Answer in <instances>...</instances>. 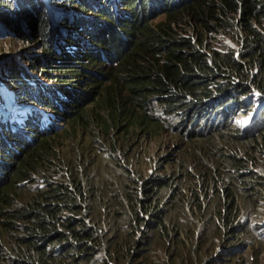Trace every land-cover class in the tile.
I'll return each instance as SVG.
<instances>
[{
  "label": "trees",
  "instance_id": "16d2710c",
  "mask_svg": "<svg viewBox=\"0 0 264 264\" xmlns=\"http://www.w3.org/2000/svg\"><path fill=\"white\" fill-rule=\"evenodd\" d=\"M77 2L80 11L86 12L87 7L90 8L83 1ZM118 3L131 9L130 12L120 11ZM0 6V13L3 12L0 20L12 31L17 30L16 16L24 12L35 15V18L27 16L22 20V28L26 32L31 31L32 36L42 34L44 38L40 44L50 57L61 52L70 54L68 59L75 60V64L82 59L114 62L102 74L105 78L95 103L70 118V125L88 132V141L98 153L101 151L100 139L110 138L114 143L112 134L124 121H129L130 126L145 129L157 126L158 116L149 113L153 100L158 103L161 114L183 112L187 121L195 122L213 94L229 89L245 94V77L249 79L255 68L260 67L264 72V0H111L109 11H100L99 14L108 23L102 22L100 26L94 22L85 24L87 18L79 16L78 26L75 21L67 22L65 19L68 26L85 29L87 34H91V43L97 48L95 52L88 49L80 52L76 48L69 51L60 44L57 41L58 25L52 24L51 28L43 0H0ZM161 13H164V19L153 22L154 15ZM238 14L242 18L232 23V18ZM74 16L72 14L69 18ZM147 16H153L152 20L148 21ZM114 20H122L123 23L116 26ZM48 32L53 37L52 41L48 40ZM220 32L234 34V39L239 42L238 50L225 46L211 48L206 44V35ZM242 33L246 35L243 38ZM10 38L23 44L30 43L27 38ZM78 41L86 48L91 47L89 40L82 38ZM71 42L76 43L77 40L72 36L65 38L66 45ZM68 59L60 61V64L67 63ZM38 61L30 60L29 67L36 68ZM39 67L42 71L47 69L46 65ZM77 67L70 71H78ZM8 69V80L18 88V95L30 100V104L34 99L42 106L56 109L43 100L53 96L57 104L63 105L71 101L73 94L76 95L75 90L68 87L43 83L41 87L30 86L27 79L31 80V75L21 64ZM56 70H61V67L51 68L49 74ZM19 71L24 73V78ZM62 72L69 71L64 69ZM49 78L68 82L59 75ZM91 82L94 89L100 81L86 76L85 83ZM256 85L264 92L260 82ZM32 93L34 95L30 96ZM223 103L221 100L214 104L212 111L215 112ZM32 106L23 107L27 112V128L33 122L31 116L42 115L43 112ZM8 121L9 118L0 123V132L5 131V137L13 140L6 130L10 127ZM177 126L190 135L194 133L193 129H185L180 123ZM195 134L203 141L186 145L194 164L185 172L200 179L193 184L190 196L176 200L175 216H167L168 210L164 205L176 196L183 173L177 176L156 174L141 185H124L121 198L114 193L105 198L101 195L102 187L92 183L90 176H80L78 167L89 164L91 156L80 152L70 135L66 137L71 140L67 144L70 152L67 162L61 161L57 153L58 145L54 142L58 135L46 133L36 136L30 145H16V150H7L8 154L4 152L6 145L2 142L0 263L153 264L149 251L158 244L168 252L169 264H176V259L181 264H197L198 257L191 255V249L197 246L201 250L213 236L222 244L225 239L231 241L224 244L234 245L240 250L245 248V243L252 244L248 239L251 236L249 232L256 236L258 230V223L253 220L264 218V210L260 208L264 204V166L258 159V156L264 157V127L245 136L235 128L227 129L225 133L213 128L206 133ZM30 136L34 134L30 133ZM212 136L217 137L222 145L206 140ZM121 168L126 171V181L130 180L128 169ZM27 181L36 183V186L26 190L25 204L13 205L11 193L16 195L18 186ZM194 209L201 221V229L195 234L189 215L195 214ZM237 218L240 219L236 221ZM19 220L27 223L23 231L29 237L15 233L20 230L15 224ZM57 225L62 226L61 231H56ZM35 234L43 237L44 244L56 243L44 250L36 241L38 236L34 240ZM181 234H185L188 243L180 238ZM4 243L11 245L12 255L2 253L6 250ZM230 261L226 259L224 264Z\"/></svg>",
  "mask_w": 264,
  "mask_h": 264
},
{
  "label": "rangeland",
  "instance_id": "374dc122",
  "mask_svg": "<svg viewBox=\"0 0 264 264\" xmlns=\"http://www.w3.org/2000/svg\"><path fill=\"white\" fill-rule=\"evenodd\" d=\"M51 1V4H54V1ZM98 1L101 2V0ZM44 2L46 3V0H44ZM47 2L49 3V1ZM64 2L66 8L77 9V7L79 6V3L77 1L71 0H69L68 2L67 0H59L57 2L58 4L53 5V7L49 5V9L52 12L54 18V24L58 25L61 22V24H59L60 28L58 29L57 41L60 44H63L69 51H72L74 48L77 49L80 47V52H85L87 48H84V46L78 45L74 42H71L69 45H66L64 43L66 37H71L72 35H74L78 40L82 38L85 40H89L91 44L90 46L96 48L91 43V34H87L85 29L78 30L76 29L77 27L72 26L66 28L63 20L57 23V21L60 20V12L62 11V7L60 8V5H63ZM70 3L72 6H70ZM117 8L120 11L125 10L127 12H130L131 10L128 7H124V5L121 3L117 4ZM86 12H88V14ZM86 12L81 11L82 16L95 21L98 26H100L99 24L101 22L108 23L103 16L99 15L100 11H98L96 8L87 7ZM63 14H65V12ZM75 15L79 16V14ZM27 16L35 18L34 15L27 14L26 12L22 13L20 16H16L17 30L15 31L10 30L6 23L0 20V79L3 81V83L6 82V84L14 87L16 91L14 92L16 105L11 106L7 110V114L13 117V115L15 116L14 110L17 107L18 110L23 111V107L25 108L32 106V104H22L21 98L17 93L18 88H16V86H14L8 80L10 77V71L8 69L9 66L10 68H12V65L21 64L24 68L27 67V70L29 71L31 77L35 80H38L39 82H43V84L48 83L51 86H57L60 88H73L76 92V95L73 94L71 101L65 102L63 104V110L58 111L60 119H55L53 121V124L56 125H53V129L48 132V134L50 135H58L54 144L58 145L56 149L57 153L59 154L60 160L65 162L69 160L70 152L67 150V144L72 140L73 144L78 145L80 152H82L84 155L89 154V156H91V162L89 164L78 167V172L80 173V176L82 178L90 176V181L92 183L102 187L101 195L105 198H108L110 193H114L116 197L121 198V196L123 195L122 188L124 185H141L144 181L150 179L153 175L156 174L161 176H168L174 174L177 176L178 174L183 173L184 176L178 181L181 182V185L177 188L178 192L176 196L174 198H171V200L164 205V207L168 210L167 216H175L176 200L178 198L190 196L192 193V188L194 186L193 184H195V182L200 179L199 177L192 178V176L186 173L185 171L191 168V164H194L188 155L189 151L186 150V145H195L203 141L198 139L195 134L196 129H198V127H202V123H200V125H198L197 127V125H195L193 121L186 120V116L183 112H180L178 114L168 113L167 115H163L159 112L158 103H156V100H153L152 102L154 103V105L152 106V109L150 107L151 110L149 111V113L155 117L158 116L157 118L159 123L157 126H151L145 129L142 126H130L129 121H124L121 126L117 127L115 129V132H113L112 134L114 143L113 140H111L110 138L109 140L108 138L105 140L103 138L100 139V143L98 145L101 148V151L98 153L97 149H95L96 147L90 145L88 141V132L84 131L79 126L77 127L75 125H70V118L77 115L82 110H88L95 103L94 101L98 98L99 95L100 86L103 84L104 81L103 78H105L104 76H102V74L104 71H106L109 66L113 65L114 62L108 63L107 61L102 60H94L93 62H90L87 59H82V61L77 62L75 64V60H73V58L71 59L74 62L68 59L71 56L70 54H62L61 52H58L59 55L57 54L56 57H50L49 54H47V49L42 47V45L40 44L42 38H44L42 34L37 33L36 36H32L30 35L31 31L26 32L22 28V20L27 19ZM152 17H148V21L152 20ZM164 17V13L154 15L153 22H158L159 20L164 19ZM240 18H242V15L234 16L232 18V23H237ZM65 19L66 21H68V18H66V16ZM122 20H118V22L114 20V25L121 26L123 23ZM19 23L20 25H18ZM76 24L78 26L80 25L78 24V22H76ZM63 28H66L67 31H64ZM237 28L239 29V26ZM48 33V40L52 41L53 37L50 32ZM189 34L190 31H188L187 36H189ZM233 36L232 34L220 32L216 34L206 35L204 37V40L206 44L209 45L211 48L215 47L217 49H220L221 47L225 46L238 50L239 42L236 41ZM245 36V33H242V38ZM10 37H15L19 40L27 38L30 40V43L23 44L21 41H17ZM242 38L239 39L240 43H242ZM66 43H68L67 40ZM32 59L33 61H38V59L40 61H38V63L34 66L36 68L29 67L30 60ZM67 59V63L60 64V61L64 62V60ZM40 65H46L47 69H45L44 71L40 70ZM55 67H61V70L52 71V73L49 74L51 68L56 69ZM76 67L78 68V71H70L74 70ZM64 69L69 72L63 73L62 70ZM82 69L84 70L82 71ZM58 75L63 77V79L68 80V82L62 83L61 81H56L55 79L49 78L51 76ZM86 76H91L94 78V80H99V84H95L96 87L93 89L94 85H92V82L88 84L85 83ZM226 79L227 78H224L223 80ZM244 81H246L244 82V86H248L250 84L249 93L253 92L254 90H257V82H260L264 88V72L260 70V67L255 68L253 69L250 78L248 79V77H245ZM29 84L30 86L33 85L32 83ZM79 93H82L83 95L81 96ZM31 95L34 94L32 93L30 94V96ZM247 96H249V94ZM33 100L34 99H32V101ZM188 103L190 106L193 105L192 102ZM44 107H46L45 109L49 111L56 110L53 109L51 106ZM209 107L210 106L207 104V106L205 107L207 111L209 110ZM51 116L55 118L54 115L51 114ZM236 118H239V114L236 117H231L229 119V123H226L225 125L219 127L218 129H220V133H225L227 129L234 128V126L236 125ZM179 123L181 124V126H184L185 129H193V135L186 133L181 128L179 129L177 126V124ZM56 127L57 129H55ZM204 133H206V130L204 131ZM68 135L71 136V140L66 139ZM206 140L213 144L222 145V143L215 136H212L211 138H206ZM72 157L74 159V155H72ZM260 160L264 161L263 159ZM124 165H127L131 169H128ZM122 166L128 169V175L131 178L130 180L126 181V171L121 168ZM135 177L138 179H136ZM34 178L36 179V177ZM31 186H36V183H33L31 181L22 182L21 185L18 186L17 194L15 195L14 192L11 193V196H13L14 198L13 205H23L26 203V190ZM38 187H41V185H38ZM170 192L171 191H169V193ZM164 198H166V196H164ZM91 207L92 206L90 205L89 209ZM189 215L190 222L193 221L192 224L194 226V223L198 221V219L195 217L196 214L189 213ZM89 216L91 215H88L87 217ZM75 218L80 219V216H76ZM180 219H184V217L180 216ZM258 220H253V222L258 223ZM15 224L16 226H18V228H20L19 231L15 232L18 236L24 238L29 237V234L23 231V227L27 226V223L25 221H15ZM61 230L62 226L57 225L56 231ZM249 234H251V236H249L248 239L252 244H247V249L235 259L240 260L241 264H264V239L259 238L256 232V236L252 235L253 232H249ZM37 236L38 239L36 241L39 245H42L44 247V250H47L51 245L56 243L53 242L44 244L42 241L43 237H40L41 235L39 234H35L34 240L37 238ZM184 238L187 240L186 236H184ZM211 242L215 243L212 248L210 246ZM4 245L6 246V250H4L2 253H4V255H12L10 250L11 245L5 243ZM217 245L218 242L216 240V236H214L209 240V244H207L202 249L201 255L204 256L203 258L207 257L210 254H213L216 250ZM14 246L15 245H13V247ZM143 248L147 247L144 246ZM151 248L152 249L150 250V253H153L151 257L153 262H155V264H161L159 263V260H161L162 256L165 255V253L162 252L163 247L158 244H155ZM192 252L196 254V249L192 250ZM0 264L7 263L2 261Z\"/></svg>",
  "mask_w": 264,
  "mask_h": 264
},
{
  "label": "clouds",
  "instance_id": "9594fccd",
  "mask_svg": "<svg viewBox=\"0 0 264 264\" xmlns=\"http://www.w3.org/2000/svg\"><path fill=\"white\" fill-rule=\"evenodd\" d=\"M49 1V3L47 2ZM54 4H51L52 1L51 0H46L47 5L44 6V12L45 14H47L49 20H50V24H51V28H52V24L54 23L53 21V15L52 12L49 9V5H51L53 7V5H57L59 0H53ZM73 1H83L85 3L86 6H89L90 8H96L98 11H109V6H110V2L111 0H103L104 2H100L98 0H73ZM176 1H180V0H176ZM68 2V1H67ZM70 6H72L70 4ZM62 7V11L60 12V15L62 16V18L60 20L57 21V23L61 20H63V22L65 23V27L69 28L71 26H68V24L65 21V16L66 18H68L69 22H76L79 19V16H82V13L80 10L77 9H70V8H66L65 7V2L63 3V5H60V8ZM0 8H2L0 6ZM159 9H156V11H158ZM125 11V10H122ZM65 12V14H63ZM126 12V11H125ZM113 13V12H112ZM127 13V12H126ZM3 14L0 13V15ZM72 14H79V16H74L72 18H69ZM114 14V13H113ZM239 15V14H238ZM35 16V15H34ZM128 16V14H127ZM67 21V22H68ZM83 21V20H82ZM85 24H89L91 22L96 23L93 20L90 19H86ZM102 23V22H101ZM100 23V24H101ZM61 24V22L59 23ZM58 24L56 29L60 28V25ZM97 24V23H96ZM66 28H63L64 31H67ZM53 29V28H52ZM73 38H75L77 40V44L81 45L80 41H78V39L72 35ZM65 42V41H64ZM83 46V45H81ZM86 48V47H84ZM80 50V47L77 48ZM88 50H91L92 52H95L97 50V48H93V46H91L90 48H87ZM113 54V53H111ZM13 67V65H12ZM31 68V67H30ZM27 69V67H26ZM19 75H21L24 78V73L19 71ZM28 81H30L33 86L35 87H41V83L43 82H38L35 83V79H33L31 77V80L27 79ZM238 80H236L237 82ZM45 84V83H44ZM5 83H3V81L0 79V123H4L8 117L9 118V123H10V127L6 128V130L8 131V133H10L13 136V140L7 139L5 137V134H3V132H0V146L1 143H5L6 148L4 150V152H6L7 154L9 153L7 150H9L10 148L13 150H16V147L14 146H28L31 143H33L34 141V137L36 136H41L43 134H46L48 132H50L53 129V125L56 124H51L50 126H48V121L49 119L45 117V115H34L31 116V119L33 120L32 123H30L28 125L29 128L26 127L25 125V119H26V113L27 112H23L21 110H18V107L14 110L15 111V116L13 115V117L9 116L7 114V110L13 106L16 105V99H15V95L14 92L15 88L8 85ZM45 85H50L48 83H46ZM249 87L250 84L248 86L244 87L245 90V94L237 91V89H229L228 91H224L221 93H215L213 94L211 97H209L208 100V105L209 110L207 111L206 108H203V112L201 113V117L194 122L195 125H200V123H202V127H198V129H196V132H202V131H209L210 129H216L219 128L223 125H225L226 123H229V119L231 117H236L239 114V118H236V122H235V126L234 128L237 129V131L239 133H242L243 136L247 135V134H252L255 131L260 130L261 128L264 127V92H262L257 86V90H254L253 92L249 93ZM257 93V94H255ZM58 94V93H57ZM249 94V96H247ZM254 95V96H253ZM21 101L23 105H28L30 104V100L21 97ZM221 100H223V105L217 109L215 112L212 111V106L214 104L220 103ZM37 103H39L37 100H35ZM44 102L51 103L53 105L54 108H56L55 111H49L47 109H45L46 107L40 105L41 103L37 104L36 102L32 101V104H34L32 106V108L35 109H39L45 113H52L55 116V119L59 120V110H63L64 105L61 104H57L56 99L52 96L51 99L47 98L45 100H43ZM27 109V107H25ZM25 109V111H26ZM24 114V115H23ZM24 116V118H23ZM17 125L19 126V128L17 129ZM6 127V126H5ZM57 129V127L55 128ZM30 133L34 134V136H30ZM10 151V150H9ZM15 152V151H14ZM259 162L264 166V161H261L260 159L264 160V157L262 156H258ZM6 168V167H5ZM8 170V169H7ZM261 209L264 210V204L262 206H260ZM194 212L196 214V218L198 219L197 222L194 223L193 226V231L194 234L198 232V230L201 229V221L199 220V216L196 212V210L194 209ZM240 218H237L236 221H238ZM145 226H143L142 230H144ZM107 231L108 229L105 228ZM141 230V231H142ZM256 233L258 234L259 238H263L264 239V218H259L258 220V230L256 231ZM139 234L140 231H139ZM185 234H181V239L184 240L186 243H188V238L187 240L184 238ZM214 237V236H213ZM212 238V237H211ZM209 238L204 244L202 249L209 244V240L211 239ZM217 242L219 241L218 238L216 237ZM196 241H193V243ZM231 241L227 242L226 239L224 240V243H230ZM222 244V242H218V245L216 246V250L213 254L208 255L207 257L203 258L204 256L201 255L202 249L199 250L198 247L196 246L195 248L191 249V250H195L196 249V254L194 252H190L192 256L198 257L197 260V264H224L226 259H231V261L229 262V264H241L240 260H236L235 258L237 256H239L241 253H243L248 245L245 243V248L244 249H238L236 246H227L226 244ZM214 242H211L210 246L211 248L214 246ZM232 245V244H230ZM162 252L165 253L164 256H162L161 260H159V263L161 264H169V254L168 252L162 248ZM206 252V251H205ZM143 254L146 255V253L143 252ZM150 259L152 260V255L153 253H150ZM245 262V261H244ZM153 264H155V262H153ZM176 264H181V261L179 259H176Z\"/></svg>",
  "mask_w": 264,
  "mask_h": 264
},
{
  "label": "bare ground",
  "instance_id": "6f19581e",
  "mask_svg": "<svg viewBox=\"0 0 264 264\" xmlns=\"http://www.w3.org/2000/svg\"><path fill=\"white\" fill-rule=\"evenodd\" d=\"M43 2H44V0H43ZM45 3V2H44ZM45 6H46V3H45ZM54 24V23H53ZM54 25H56V24H54ZM23 112H24V109H23ZM42 113V115H46V118H48L49 119V121H48V126H50L52 123H53V119H54V117L53 116H51V114L49 113H45L44 114V112H41ZM53 115V114H52ZM24 118V117H23ZM26 119H27V116H26Z\"/></svg>",
  "mask_w": 264,
  "mask_h": 264
}]
</instances>
